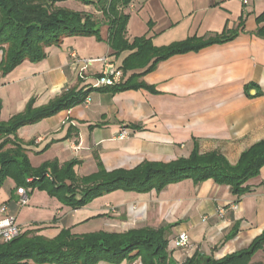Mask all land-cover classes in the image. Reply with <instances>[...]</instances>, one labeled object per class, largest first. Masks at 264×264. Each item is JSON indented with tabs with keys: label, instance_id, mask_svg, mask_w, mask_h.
I'll use <instances>...</instances> for the list:
<instances>
[{
	"label": "crops",
	"instance_id": "obj_1",
	"mask_svg": "<svg viewBox=\"0 0 264 264\" xmlns=\"http://www.w3.org/2000/svg\"><path fill=\"white\" fill-rule=\"evenodd\" d=\"M72 9L95 13L91 5ZM123 12L128 15L129 43L145 37L159 48L193 36H235L159 61L138 80L155 92L143 87L97 89L102 63H90L85 77L78 76L81 64L72 54L90 59L107 56L121 69L135 51L114 53L107 43L106 23L100 26L101 40L65 37L46 48L44 59L24 61L0 76L1 120L21 112L31 98L34 106H40L67 88L86 91L81 103L17 130L32 167L53 160L59 165L75 161V175L84 177L99 168L132 169L144 160L186 158L194 148L200 154L216 151L234 164L243 151L264 141V35L258 31L264 26V0H131ZM142 70L122 72L121 80ZM122 129L127 136L120 138ZM246 185L248 191L236 196L213 179L196 183L185 178L160 190H115L72 209L45 190L24 186L28 201L20 206L15 182L6 178L0 204L8 205L21 232L34 230L49 238L61 229L81 235L165 227L168 257L178 264L196 252L220 259L246 248L264 230V165ZM182 232L190 238L187 250L174 246ZM95 264H141V260L125 257ZM249 264H264V249H258Z\"/></svg>",
	"mask_w": 264,
	"mask_h": 264
},
{
	"label": "trees",
	"instance_id": "obj_2",
	"mask_svg": "<svg viewBox=\"0 0 264 264\" xmlns=\"http://www.w3.org/2000/svg\"><path fill=\"white\" fill-rule=\"evenodd\" d=\"M66 1L0 0V76L7 75L24 61L44 59L46 48L60 44L65 37L94 36L101 40L100 26L106 23L109 26L107 43L114 53L135 49L124 59L120 70H143L132 73L125 81L111 86H96L97 89L117 92L143 87L155 92L152 86L138 80L159 61L174 54L226 42L235 36V33L208 38L193 36L159 48L153 47L145 37L134 38L129 43L125 38L128 15L123 8L131 0H76L93 6L95 13L69 8ZM258 31L264 35V26ZM85 94L83 88H67L40 106H34L31 98L21 112L7 120L0 119V187L6 178H11L15 188L37 187L72 209L115 190H160L185 178L196 183L213 179L240 196L249 189L246 182L257 176L264 165V141H259L243 151L234 164L216 151L200 154L194 148L186 158L168 162L144 160L132 169L106 171L99 168L84 177L75 175L72 169L75 161L59 165L53 160L32 167L17 137V130L81 103ZM165 230V227H142L123 232L97 231L75 235L69 229H61L52 238L36 234L34 230H25L10 241L0 243V264H28L30 260L37 264H95L103 259L117 262L125 257H139L141 264H177L168 257ZM258 249H264V230L246 248L220 259L196 252L182 264H249Z\"/></svg>",
	"mask_w": 264,
	"mask_h": 264
},
{
	"label": "built area",
	"instance_id": "obj_3",
	"mask_svg": "<svg viewBox=\"0 0 264 264\" xmlns=\"http://www.w3.org/2000/svg\"><path fill=\"white\" fill-rule=\"evenodd\" d=\"M72 57L75 58V62L81 64L78 69V76H80L81 78L85 77L87 67L90 63H102V69L96 79L95 86H111L120 82L122 79V71L117 68L107 56L90 59L76 58L75 54H72ZM126 136L127 132L122 129L119 133V137L123 138ZM16 191L19 194V198L17 201L18 205H26L28 196L25 188L21 186L18 187ZM234 208L236 207L234 206ZM132 209H135V206H133ZM218 212L221 214L223 210L220 208L218 209ZM20 232L21 228L16 222V216L10 212L7 204H0V243L10 241L11 239L18 236ZM174 246L182 250L189 249L191 247L189 236L184 232L179 233L174 240ZM183 262L184 261L178 262V264H182Z\"/></svg>",
	"mask_w": 264,
	"mask_h": 264
},
{
	"label": "rangeland",
	"instance_id": "obj_4",
	"mask_svg": "<svg viewBox=\"0 0 264 264\" xmlns=\"http://www.w3.org/2000/svg\"><path fill=\"white\" fill-rule=\"evenodd\" d=\"M80 2H78V1H76V0H71L70 2H67V6H70V7H72V8H75V7H78V6H81V4H79ZM96 63H98V64H100V62H96ZM100 71V70H99ZM35 189H37V190H40V189H38L37 187L35 188Z\"/></svg>",
	"mask_w": 264,
	"mask_h": 264
}]
</instances>
